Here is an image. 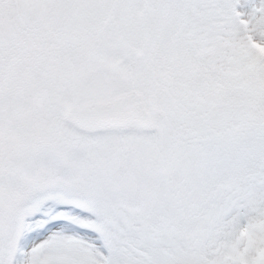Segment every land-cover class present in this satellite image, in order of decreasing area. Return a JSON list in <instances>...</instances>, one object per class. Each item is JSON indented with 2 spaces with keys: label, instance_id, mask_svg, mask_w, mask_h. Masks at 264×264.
Returning a JSON list of instances; mask_svg holds the SVG:
<instances>
[{
  "label": "snow or ice",
  "instance_id": "snow-or-ice-1",
  "mask_svg": "<svg viewBox=\"0 0 264 264\" xmlns=\"http://www.w3.org/2000/svg\"><path fill=\"white\" fill-rule=\"evenodd\" d=\"M26 4L93 88L0 115V264H264V0Z\"/></svg>",
  "mask_w": 264,
  "mask_h": 264
},
{
  "label": "rangeland",
  "instance_id": "rangeland-1",
  "mask_svg": "<svg viewBox=\"0 0 264 264\" xmlns=\"http://www.w3.org/2000/svg\"><path fill=\"white\" fill-rule=\"evenodd\" d=\"M0 45V115L5 132L11 127L23 129L28 137L45 136L56 124L54 102L93 88L91 76L76 71L63 58L49 34L48 22L36 16L26 0H4L0 6ZM91 107L103 110L107 105L97 102ZM16 143L13 140L5 147L14 151Z\"/></svg>",
  "mask_w": 264,
  "mask_h": 264
}]
</instances>
